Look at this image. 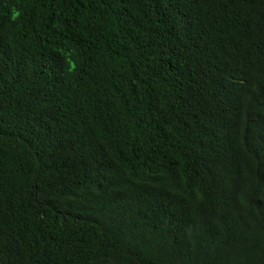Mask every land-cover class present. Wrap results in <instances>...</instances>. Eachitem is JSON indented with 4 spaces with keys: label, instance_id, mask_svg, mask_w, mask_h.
I'll return each mask as SVG.
<instances>
[{
    "label": "trees",
    "instance_id": "16d2710c",
    "mask_svg": "<svg viewBox=\"0 0 264 264\" xmlns=\"http://www.w3.org/2000/svg\"><path fill=\"white\" fill-rule=\"evenodd\" d=\"M0 264H264V0H0Z\"/></svg>",
    "mask_w": 264,
    "mask_h": 264
}]
</instances>
